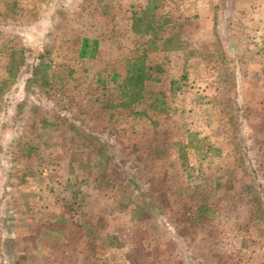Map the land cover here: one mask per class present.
Listing matches in <instances>:
<instances>
[{
    "label": "rangeland",
    "instance_id": "1",
    "mask_svg": "<svg viewBox=\"0 0 264 264\" xmlns=\"http://www.w3.org/2000/svg\"><path fill=\"white\" fill-rule=\"evenodd\" d=\"M14 203L69 217L70 264H264V0H0Z\"/></svg>",
    "mask_w": 264,
    "mask_h": 264
},
{
    "label": "crops",
    "instance_id": "2",
    "mask_svg": "<svg viewBox=\"0 0 264 264\" xmlns=\"http://www.w3.org/2000/svg\"><path fill=\"white\" fill-rule=\"evenodd\" d=\"M84 39L87 38H83L82 42ZM87 40L88 43L94 41V39ZM22 209L23 225L18 220L15 203L10 209L13 218L4 217L6 210L0 211V264L74 263L70 261L69 254L73 252V255L76 253L78 255L83 249L79 247V234L76 231L70 232L69 217L66 221H58L57 217L54 218L56 212H52L51 207L48 208L50 211L41 208L43 211L40 216L28 210L26 205ZM119 237L120 240H124ZM126 245L128 249V244ZM126 245L124 244V247ZM125 251L126 254L132 252ZM83 259L86 260L84 253Z\"/></svg>",
    "mask_w": 264,
    "mask_h": 264
},
{
    "label": "trees",
    "instance_id": "3",
    "mask_svg": "<svg viewBox=\"0 0 264 264\" xmlns=\"http://www.w3.org/2000/svg\"><path fill=\"white\" fill-rule=\"evenodd\" d=\"M96 43L97 42L95 40L92 41L91 42L92 48H91L90 51H88V45H90V44L88 43V40L87 39H84L83 42H82V46H81L80 52H79V56H81V57H85V56L92 57L94 55L93 54V51H95V49H96ZM36 58L37 59H36L35 62L30 63V65H29L28 68L26 67L27 68V71L26 70L25 71L24 70L23 71L21 70L22 72L21 71H18L17 72L19 76H21V74L23 75L24 73H26L24 75V78H21L19 80V82H20V85H19L20 88L19 89L27 90L29 88V86H35L34 83L36 82L37 77H34V76H36L37 74L43 75V76L45 74H47V72H44L46 70V68L45 69H42L43 64H41V60L44 59V56L42 57V55L39 54V55H36ZM25 64H27V63H25ZM44 65L46 66L45 63H44ZM98 138H102V136H98ZM103 144H104V141H103ZM205 210H208V208H206ZM114 238H117V237L114 236ZM119 241H120L119 244L122 245L123 244L122 243L123 241L120 240V239H119ZM116 247H118V246H116Z\"/></svg>",
    "mask_w": 264,
    "mask_h": 264
}]
</instances>
